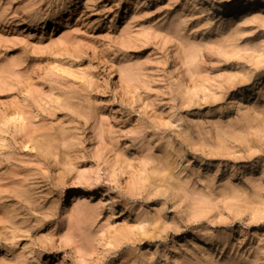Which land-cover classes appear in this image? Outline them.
<instances>
[{"label": "rangeland", "instance_id": "374dc122", "mask_svg": "<svg viewBox=\"0 0 264 264\" xmlns=\"http://www.w3.org/2000/svg\"><path fill=\"white\" fill-rule=\"evenodd\" d=\"M263 73L264 0H0V264H264Z\"/></svg>", "mask_w": 264, "mask_h": 264}, {"label": "bare ground", "instance_id": "6f19581e", "mask_svg": "<svg viewBox=\"0 0 264 264\" xmlns=\"http://www.w3.org/2000/svg\"><path fill=\"white\" fill-rule=\"evenodd\" d=\"M261 77H264V73L262 74ZM261 80H262V78H259V80L257 81V84H260V83H261ZM75 201L79 202V201H81V200H80L79 198H76Z\"/></svg>", "mask_w": 264, "mask_h": 264}]
</instances>
